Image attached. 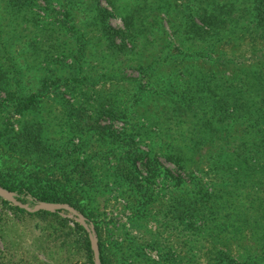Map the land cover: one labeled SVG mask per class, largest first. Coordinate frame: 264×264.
Instances as JSON below:
<instances>
[{
	"label": "trees",
	"instance_id": "1",
	"mask_svg": "<svg viewBox=\"0 0 264 264\" xmlns=\"http://www.w3.org/2000/svg\"><path fill=\"white\" fill-rule=\"evenodd\" d=\"M44 1L57 3L72 19L77 0ZM97 1L83 2L87 10L83 26L71 20L67 24L69 44L62 39L53 43L49 33L39 31L44 27L34 21V0H0V92L18 114L16 128L9 120L0 127V143L60 170L72 188L84 193L94 188L95 177L87 156L77 153L82 141L71 145L73 137L85 133L114 144L132 140L131 132L158 137L163 143L158 153L179 167L198 169L206 179L192 176L184 183L172 177L171 190L153 210L157 219L184 237L194 257L204 255L205 264H264V0H105L111 10ZM123 2L128 7L119 6ZM112 10L121 11L122 28L108 23ZM161 13L169 22L167 34ZM32 29L35 32L30 35ZM116 38L131 43L130 47L115 43ZM14 39L36 50L42 39L43 62L56 60L55 47L71 55L76 67L69 73L44 76L36 89L22 92V69L8 48ZM85 53L109 64L105 65L108 71L92 78L95 83L110 80L113 86H132L130 106L136 122L128 133L114 132L99 122L103 114L123 113L112 89H94L97 102L89 107L56 99V109L43 108L47 85H52L53 92L58 83L88 96L89 86L80 88L87 83L88 74L82 68ZM118 57L128 61L138 75L128 77L114 70L112 64ZM57 133H61L58 144L53 140ZM62 144L72 152L64 148L63 153ZM145 154L147 164L156 156L155 151ZM143 156L138 148L125 150L112 168V179L143 195L138 216L145 213L144 204L156 198L150 191L142 193L144 185L137 177L134 164ZM0 184L14 190L21 201L67 202L89 219L90 213L69 187L59 186L50 177L25 182L0 174ZM0 207L21 219L34 218V248L49 259L44 264H67L79 251L92 264L87 235L78 222L57 211H26L1 197ZM5 217L0 212L4 242L0 264H37L29 248L22 250L23 246H13L7 239L1 228ZM89 220L97 234L100 264H108L95 220ZM130 237V254L123 264H165L146 256L138 238ZM151 242L160 248L155 236ZM163 250L171 262L170 247Z\"/></svg>",
	"mask_w": 264,
	"mask_h": 264
},
{
	"label": "rangeland",
	"instance_id": "2",
	"mask_svg": "<svg viewBox=\"0 0 264 264\" xmlns=\"http://www.w3.org/2000/svg\"><path fill=\"white\" fill-rule=\"evenodd\" d=\"M85 0H77V4H74L71 18L63 14L59 5L55 2L47 4L44 0H34L35 5L32 10L34 21L37 20L38 26H43L44 29L40 30L42 33H49L51 41L54 43L58 39L67 41L69 44L72 42L70 37V31L67 24L72 21L78 26H83L87 18V10L83 7ZM97 1V0H95ZM99 5L107 7L111 10L109 4L105 0H98ZM97 1V2H98ZM122 8L128 7L126 3L119 4ZM51 7L53 11H51ZM120 8V7H119ZM121 11H113L111 15L107 17V21L113 27H123V21L120 16ZM161 23L163 25L164 33L169 32V22L167 18L160 14ZM71 20V21H70ZM33 21V22H34ZM35 32L32 29L30 35ZM115 43H124L128 48L129 42L126 40L115 39ZM39 49H34L32 46L23 47L21 39H14L9 45L10 55L15 60L16 64L22 69L21 76V88L22 92H28L32 89H36L44 76H56L63 73L72 72L76 67L74 58L69 54H61L53 47L56 60L52 62H43V52L45 44L42 39L39 42ZM172 47V46H171ZM170 47V48H171ZM245 54H247L245 52ZM83 58L85 62L82 64L83 73L88 74L87 83L80 85V88L88 87V96L82 91H71L68 88L59 85L54 87L55 91H52V85L48 86L47 95L43 97L41 103H45L46 107L51 110L57 108L55 100H68L75 102L83 106H92L97 102L94 89H99L101 92H106L108 89L115 90V96L118 100V108L123 111L121 114H103L99 118L101 125L109 127L111 130L117 133H128L133 130L135 124V116L130 106L131 102V85H117L111 84L110 80H105L103 83H95L94 78L101 71H108L109 68L96 57L89 56L87 53ZM114 70L123 74L124 76H137V70L129 64L128 61H121L120 57L116 62L112 64ZM48 80V79H46ZM118 88V91L116 90ZM55 94L54 97H51ZM111 101V100H110ZM18 114L13 112L12 105L9 100L5 99L4 93L0 92V127L6 120L12 121V125L16 128L17 122L15 118ZM61 133L54 135L53 140L56 144L61 142ZM132 140L120 139L116 144L110 142H101L94 139L90 134H83L81 138L73 137L70 143L77 146L82 141L79 151L80 156H87V161L92 167L94 174V188L82 193L72 188L61 173V171L42 163H38L30 158L22 156L16 152L7 149L0 143V174L4 179L17 181V180H30L35 182L37 176H47L56 181L59 186L65 187V184L69 187L71 194L75 197L77 202L83 206L86 212L90 213L89 219L95 220L99 232V240L102 246V250L108 264H123V259L130 254L129 246L132 243L133 235L138 238L140 242L141 251L153 260H157L160 263L165 264H205V256L198 255L194 257L184 240V237L164 227L162 219H157V216L153 213L157 207L158 202L162 201L167 193L172 188V177L180 178L184 183L190 182L192 176H201V172L198 169L182 168L175 164L173 161L166 159L159 152V148L163 145L160 138H149L146 136H140L138 133L133 135L131 132ZM125 138H129L127 135ZM62 144V152H72L70 147H64ZM65 148V152L63 151ZM140 149L144 152V156L137 160L134 164L137 172L138 180L144 185L142 193L150 191L153 195H156L155 199L148 201L145 206V213L138 216L139 204L143 201V195L137 194L132 188L120 180L112 179V168L115 164L118 156L125 150ZM156 152V156L153 159H149L147 164L145 153ZM146 162V163H145ZM67 188V187H66ZM88 195V196H87ZM155 207V208H154ZM148 208V209H147ZM0 212L6 217L1 221L2 230L7 233V239L13 244V246H23L22 250L29 248L33 258L37 264H44L47 259L46 255L42 251L35 250L34 246L36 228L34 225V218L30 216L21 219L20 216L16 217L11 211L6 208L0 207ZM3 218V217H2ZM7 220V221H5ZM142 222V226H135L133 223ZM69 223H71L69 221ZM144 236H141L142 233ZM146 240H144V237ZM152 236H155L159 240L160 248L154 246V242H151ZM143 237V239H142ZM170 245V246H169ZM170 247L171 262L167 260L165 255V248ZM0 248L4 249V242L0 238ZM76 259H72L67 264H87L84 255L79 251L76 253ZM50 264V263H48ZM261 264V263H258Z\"/></svg>",
	"mask_w": 264,
	"mask_h": 264
},
{
	"label": "water",
	"instance_id": "3",
	"mask_svg": "<svg viewBox=\"0 0 264 264\" xmlns=\"http://www.w3.org/2000/svg\"><path fill=\"white\" fill-rule=\"evenodd\" d=\"M0 197L9 201L13 205L25 209L26 211L48 210L57 211L61 216L70 218L78 222L85 230L89 242L92 264H100L97 234L94 225L82 212L67 202L36 200L32 203L21 201L17 198L14 190L7 189L0 184Z\"/></svg>",
	"mask_w": 264,
	"mask_h": 264
}]
</instances>
